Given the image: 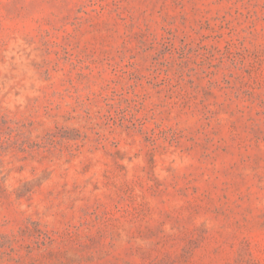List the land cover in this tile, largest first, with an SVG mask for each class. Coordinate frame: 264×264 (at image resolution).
I'll list each match as a JSON object with an SVG mask.
<instances>
[{
  "label": "rangeland",
  "instance_id": "1",
  "mask_svg": "<svg viewBox=\"0 0 264 264\" xmlns=\"http://www.w3.org/2000/svg\"><path fill=\"white\" fill-rule=\"evenodd\" d=\"M0 264H264V0H0Z\"/></svg>",
  "mask_w": 264,
  "mask_h": 264
}]
</instances>
